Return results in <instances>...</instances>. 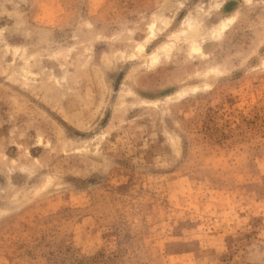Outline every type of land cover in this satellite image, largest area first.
<instances>
[{
    "label": "rangeland",
    "instance_id": "1",
    "mask_svg": "<svg viewBox=\"0 0 264 264\" xmlns=\"http://www.w3.org/2000/svg\"><path fill=\"white\" fill-rule=\"evenodd\" d=\"M0 264H264V0H0Z\"/></svg>",
    "mask_w": 264,
    "mask_h": 264
},
{
    "label": "bare ground",
    "instance_id": "2",
    "mask_svg": "<svg viewBox=\"0 0 264 264\" xmlns=\"http://www.w3.org/2000/svg\"><path fill=\"white\" fill-rule=\"evenodd\" d=\"M227 27V26H226Z\"/></svg>",
    "mask_w": 264,
    "mask_h": 264
}]
</instances>
